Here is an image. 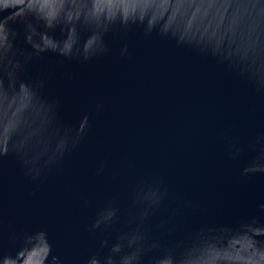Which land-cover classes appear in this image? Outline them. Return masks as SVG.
I'll list each match as a JSON object with an SVG mask.
<instances>
[{
    "label": "water",
    "instance_id": "95a60500",
    "mask_svg": "<svg viewBox=\"0 0 264 264\" xmlns=\"http://www.w3.org/2000/svg\"><path fill=\"white\" fill-rule=\"evenodd\" d=\"M0 264H264V0H0Z\"/></svg>",
    "mask_w": 264,
    "mask_h": 264
}]
</instances>
